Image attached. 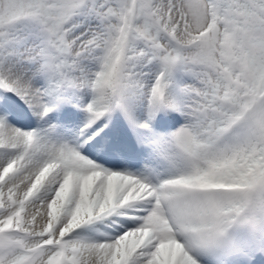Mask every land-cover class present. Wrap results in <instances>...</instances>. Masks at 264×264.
<instances>
[{
    "label": "snow or ice",
    "instance_id": "obj_1",
    "mask_svg": "<svg viewBox=\"0 0 264 264\" xmlns=\"http://www.w3.org/2000/svg\"><path fill=\"white\" fill-rule=\"evenodd\" d=\"M0 264H264V0H0Z\"/></svg>",
    "mask_w": 264,
    "mask_h": 264
}]
</instances>
